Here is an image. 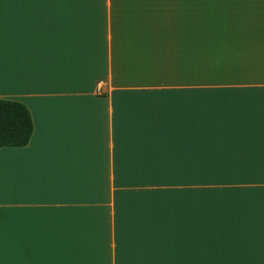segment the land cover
I'll return each instance as SVG.
<instances>
[{"label":"crops","instance_id":"obj_1","mask_svg":"<svg viewBox=\"0 0 264 264\" xmlns=\"http://www.w3.org/2000/svg\"><path fill=\"white\" fill-rule=\"evenodd\" d=\"M0 99V264H264V0H0Z\"/></svg>","mask_w":264,"mask_h":264},{"label":"trees","instance_id":"obj_2","mask_svg":"<svg viewBox=\"0 0 264 264\" xmlns=\"http://www.w3.org/2000/svg\"><path fill=\"white\" fill-rule=\"evenodd\" d=\"M33 131L32 115L23 103L0 99V149L27 146Z\"/></svg>","mask_w":264,"mask_h":264},{"label":"rangeland","instance_id":"obj_3","mask_svg":"<svg viewBox=\"0 0 264 264\" xmlns=\"http://www.w3.org/2000/svg\"><path fill=\"white\" fill-rule=\"evenodd\" d=\"M208 182H212L213 184H215V179L204 180V184H205V185H206Z\"/></svg>","mask_w":264,"mask_h":264}]
</instances>
